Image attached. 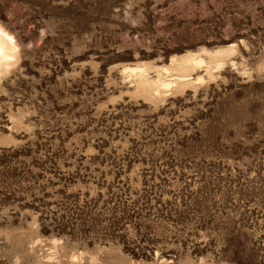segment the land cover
I'll list each match as a JSON object with an SVG mask.
<instances>
[{
    "label": "rangeland",
    "instance_id": "rangeland-1",
    "mask_svg": "<svg viewBox=\"0 0 264 264\" xmlns=\"http://www.w3.org/2000/svg\"><path fill=\"white\" fill-rule=\"evenodd\" d=\"M0 25V264H264V0H0Z\"/></svg>",
    "mask_w": 264,
    "mask_h": 264
},
{
    "label": "bare ground",
    "instance_id": "bare-ground-1",
    "mask_svg": "<svg viewBox=\"0 0 264 264\" xmlns=\"http://www.w3.org/2000/svg\"><path fill=\"white\" fill-rule=\"evenodd\" d=\"M17 44L12 36L11 33H9L7 30H5L0 25V74L6 70H8L11 63L15 60L17 52ZM194 57L190 58L189 56H184L180 59V61L177 64L176 69H178V73L174 75L172 78L169 79H161L157 77L155 81H148L141 77H139V80L142 84L147 85L149 88H153L155 91L159 87H168L171 83L174 84V82L177 81H183L187 79L188 74L184 73L186 70V67L189 63H199L201 62V59ZM11 68V67H10ZM163 70L166 69V67L161 66ZM123 72L130 71L137 73L136 75L140 76L142 72H144L143 68H138L136 66L133 67H123L121 69ZM171 87V86H170ZM166 89V88H165Z\"/></svg>",
    "mask_w": 264,
    "mask_h": 264
}]
</instances>
